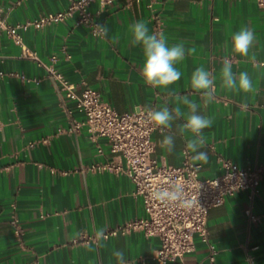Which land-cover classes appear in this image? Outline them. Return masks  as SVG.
<instances>
[{"label":"crops","instance_id":"0c3cea01","mask_svg":"<svg viewBox=\"0 0 264 264\" xmlns=\"http://www.w3.org/2000/svg\"><path fill=\"white\" fill-rule=\"evenodd\" d=\"M67 5L68 0H0L10 24L63 11ZM89 12L107 25V38H94L86 27L67 19L38 30L28 27L20 32L23 43L44 65H51L50 57L55 55L53 69L75 93L96 90L119 114L137 108H174L173 91L195 101L198 114L213 118L212 126L202 130L205 145L200 151L207 152L208 162L193 160L195 154L186 150L185 141L193 134L181 133L186 119L180 118L171 130L152 134V157L159 165L180 166L187 151L200 166L201 179L222 172L219 157L240 168L264 166V67L259 66L264 62V13L256 0H118L103 8L93 3ZM138 20L145 21L150 32H163L169 44L182 40L186 47L196 48L176 65L181 79L167 89L147 85L140 73L142 46L131 44L129 31ZM245 26L255 33L250 50L255 62L231 52L232 34ZM113 37L119 38L115 44ZM226 56L233 60L234 72H248L254 82L252 93L237 94L221 86ZM199 66L216 76L210 103L191 86L192 73ZM0 73V264H117L115 249L124 251L128 264H153L151 256L159 240L139 232L69 245L83 233L96 236L101 227L107 231L143 218V206L133 197L127 177L84 169L112 159L106 140L93 143L85 130L67 132L83 120V114L46 69L21 57L20 48L4 33L0 34ZM165 134L176 137L172 152L161 146ZM44 138L46 144L40 142ZM247 211L257 220L251 221ZM13 219L23 231L19 239L13 234ZM207 228L208 243L216 250L215 264H264V179L253 200L241 191L211 209ZM195 246L183 257V264H210L208 245L195 237Z\"/></svg>","mask_w":264,"mask_h":264},{"label":"built area","instance_id":"2783aa9c","mask_svg":"<svg viewBox=\"0 0 264 264\" xmlns=\"http://www.w3.org/2000/svg\"><path fill=\"white\" fill-rule=\"evenodd\" d=\"M116 1L118 0H68L63 11L49 13L23 24H10L0 10V34L7 35L20 48L21 57L44 67L64 92L65 98L72 101L75 109L83 114V120L74 123L67 132L79 133L85 130L93 143L98 139L106 140L112 159L93 163L84 169L123 175L133 184L132 195L140 200L145 216L107 230L105 239L132 232L155 237L159 240V247L151 256L153 264H183V257L195 251V237H198L208 245L209 263L215 264L216 250L208 243V212L223 205L227 197L241 191L246 192L250 200L257 197L260 183L264 179V166L240 168L232 161L219 157L222 172L216 177L201 179L200 166L191 161L187 151L183 153L180 166L159 165L152 157L155 145L151 137L160 129L149 123L147 109L137 108L133 112L119 114L96 90L85 88L80 94L75 93L74 87L53 69V64L57 61L55 55L50 57L51 65H44L37 54L23 43L20 32L28 27L38 30L67 19H74L77 25L86 27L92 37L102 39L96 35L95 28L96 24L101 23L89 12V7L93 3H99L103 8ZM256 3L264 13V0H256ZM33 81L39 83L38 79ZM40 142L46 144L47 139H41ZM97 154H102L99 147ZM160 188H181L187 198L198 200V203L187 207L180 202H162L153 196ZM246 214L251 221L257 220L249 211ZM11 225L14 236L21 238L23 231L17 219H13ZM95 240L96 236L83 233L72 239L69 245L88 244Z\"/></svg>","mask_w":264,"mask_h":264},{"label":"clouds","instance_id":"9594fccd","mask_svg":"<svg viewBox=\"0 0 264 264\" xmlns=\"http://www.w3.org/2000/svg\"><path fill=\"white\" fill-rule=\"evenodd\" d=\"M95 28L98 37H108L109 29L106 24H96ZM129 31L131 44L142 46L144 59L140 73L147 85L153 88L167 89L181 79L182 73L176 65L185 59L186 54L195 53V47H186V42L182 40L175 44H169L163 32H150L147 23L143 20H138L131 24ZM118 39V37H113L112 43H117ZM254 43V31L246 26L242 27L231 36V52L255 62V54L250 55V50L253 48ZM225 47L226 49L228 48L227 43ZM259 66L264 67V62ZM220 78L221 86L234 93L243 92L247 94L255 90L254 82L248 72H234L232 60L227 56L223 59ZM215 81L216 76L204 66L197 67L191 76L192 88L206 98V103L212 102L215 98ZM171 94L176 96V106L174 108H170L167 105L158 109L148 108V121L163 133L165 129H172L174 121L185 118L186 123L180 126V131L182 134L184 132L193 134L191 138L185 141L186 150L195 154L192 156L193 160L206 164L208 162V154L205 151H200L205 145L202 130L212 126L213 118L198 114L199 105L189 99L187 95L181 97L174 91ZM181 104L187 106L189 110L187 113L182 110ZM161 146L172 152L176 147V137L173 134L163 135ZM153 196L162 202H180L187 207L198 203V200L187 198L181 188H160L153 193ZM96 238L97 241H102L106 238V229L104 227L97 230ZM98 246L100 245L98 244ZM112 254L116 258L117 264H128L123 250L115 249Z\"/></svg>","mask_w":264,"mask_h":264}]
</instances>
